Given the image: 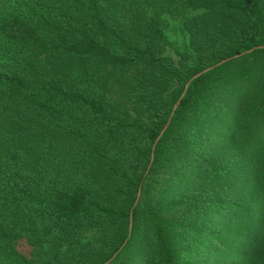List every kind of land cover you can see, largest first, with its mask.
<instances>
[{"label": "trees", "instance_id": "1", "mask_svg": "<svg viewBox=\"0 0 264 264\" xmlns=\"http://www.w3.org/2000/svg\"><path fill=\"white\" fill-rule=\"evenodd\" d=\"M130 1L0 0L1 260L264 264V0H162L179 67Z\"/></svg>", "mask_w": 264, "mask_h": 264}, {"label": "rangeland", "instance_id": "2", "mask_svg": "<svg viewBox=\"0 0 264 264\" xmlns=\"http://www.w3.org/2000/svg\"><path fill=\"white\" fill-rule=\"evenodd\" d=\"M131 3L140 7L143 19L147 20L148 18L156 16L162 20L164 37L172 44V48H162L160 52L162 56L170 57L174 64L179 67L182 64L179 53H185L186 58L184 59V62L188 65L193 63L189 34L184 21L190 16L204 12L203 9L182 11L170 3H164L162 0H134ZM93 233L94 232L92 231L87 238V241H90V243L94 242L92 238ZM17 248L29 258L37 256L36 259H41L44 264H53L56 259L60 258L66 251L65 249H62L60 252H56L46 245L40 246L36 250H32L21 241L17 243ZM263 261L264 258L261 260V263ZM35 262L37 263V260H35ZM257 263H259L258 259H256V264ZM0 264H9V262H3L0 258Z\"/></svg>", "mask_w": 264, "mask_h": 264}, {"label": "water", "instance_id": "3", "mask_svg": "<svg viewBox=\"0 0 264 264\" xmlns=\"http://www.w3.org/2000/svg\"><path fill=\"white\" fill-rule=\"evenodd\" d=\"M259 48H262V47H259ZM254 49H255V48H254ZM254 49H252V50H250V51H246V52L240 53V54H238V55H236V56H234V57H230V58L224 59V60H222V61H220V62H218V63H216V64H214V65H212V66H210V67H207V68L203 69L202 71H200L199 73L193 75V76L187 81V83L185 84V87H184V89H183V91H182V93H181L179 99L176 101V103L174 104V106H173V108H172V111H171V113H170V116H169V118H168V121H167L166 125L163 127V129L161 130L160 134L158 135L157 139L155 140V142H154V144H153V146H152V150H151V159H150V163H149V165H148V168H147V171H146L145 175L148 173V170L150 169V166H151V164H152V162H153V157H154L155 147H156L158 141L160 140V138L162 137V135L164 134V132L166 131V129L168 128V126H169V124H170V121H171V118H172V116H173L175 110L178 108V106H179V104H180V102H181V99H182L183 96L186 94V91H187V89H188L190 83H191L193 80H195V79H197L198 77H200L201 75L205 74L206 72H208V71H210V70H213V69H215L216 67L220 66L221 64H223V63H225V62H228V61H230V60H232V59H234V58H237V57H240V56H243V55L249 54V53H251ZM142 183H143V181H141L140 184H139V188H138V191H137L136 199H135V202H134V204H133L132 209H133V208L138 204V202H139V199H140V196H141ZM132 209H131V211H130V228H131V223H132ZM130 228H129V229H130ZM112 258H113V257H112ZM112 258H111L110 260H108L107 262L103 263V264H109V263L111 262Z\"/></svg>", "mask_w": 264, "mask_h": 264}]
</instances>
